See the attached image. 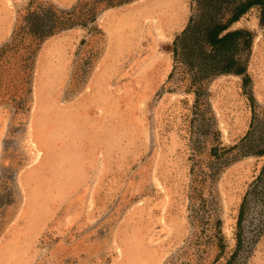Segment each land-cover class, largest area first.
Returning <instances> with one entry per match:
<instances>
[{"label": "rangeland", "instance_id": "rangeland-1", "mask_svg": "<svg viewBox=\"0 0 264 264\" xmlns=\"http://www.w3.org/2000/svg\"><path fill=\"white\" fill-rule=\"evenodd\" d=\"M30 1L0 0V47ZM263 13L257 5L232 25L253 36L250 81L209 83L207 120L194 112L195 95L169 78L190 0H137L52 37L30 83L0 63V264H212L218 249L205 238L185 250L198 168L217 171L198 185L197 201L221 221L217 264L236 248L245 199L244 264H264V157L228 150L264 132Z\"/></svg>", "mask_w": 264, "mask_h": 264}, {"label": "trees", "instance_id": "trees-1", "mask_svg": "<svg viewBox=\"0 0 264 264\" xmlns=\"http://www.w3.org/2000/svg\"><path fill=\"white\" fill-rule=\"evenodd\" d=\"M134 1L137 0H78L75 6L65 9L51 0H31L25 8L17 11L11 38L0 47V63L12 64L15 73H22L23 78L25 74V82L30 83L35 68L34 60L47 40L77 27L88 28L95 25L103 12ZM190 2L191 16L186 28L175 40V66L169 78L181 83L186 92L195 95L194 112L198 118L202 115V119L207 120V115L209 113L212 115L208 101L209 83L222 75L242 76L244 84L250 81L247 71L253 36L248 30H232L231 27L253 7L257 5L264 7V0H190ZM83 61L82 68L90 69L92 59L84 56ZM250 100L255 105L253 96ZM253 112L255 121L257 120L255 117L258 116L256 108ZM253 134L254 130L250 131L240 145L228 150L239 149L237 155L240 157L250 155L264 157V132L258 137ZM210 151L213 159H218L221 155L218 146ZM194 152L196 153L195 147ZM195 168L193 164L194 174ZM203 171L198 168L193 181L192 190L196 200L194 201L195 197L192 198L191 219L194 230L192 243L190 242L185 250H189L192 244H202L205 238V243H213L212 245L218 249L212 262L217 264L226 251L221 221L217 219V224L214 225L210 221L211 218L207 219L205 214H201L206 201L203 200L200 207H197V201L203 196V191H200L202 189H199L198 185L206 182V179H214L217 171L209 170L205 173ZM199 175H203L200 180ZM246 201L247 199L244 200L239 214L236 248L225 264L245 263V253L250 247V242L246 240L244 233Z\"/></svg>", "mask_w": 264, "mask_h": 264}, {"label": "crops", "instance_id": "crops-1", "mask_svg": "<svg viewBox=\"0 0 264 264\" xmlns=\"http://www.w3.org/2000/svg\"><path fill=\"white\" fill-rule=\"evenodd\" d=\"M51 39V38H50ZM50 39L49 40H47L45 43H44V45L43 46H45V44H47V43H49V41H50ZM43 48H41V50H42ZM40 50V51H41ZM13 222V221H12ZM12 222L9 224V231H11V229H12ZM5 233H7V229L5 228V230L3 231V233H1L2 234V236L5 234ZM14 235L16 234V231H13L12 232ZM7 235V234H6ZM1 259H4V256L3 257H1ZM22 262H21V259L18 261H14V264H21ZM2 264H10L9 262H8V260H6L4 263H2ZM27 264V263H26Z\"/></svg>", "mask_w": 264, "mask_h": 264}]
</instances>
